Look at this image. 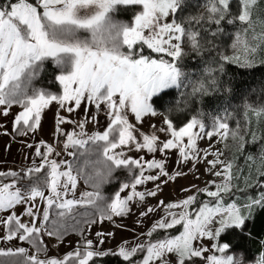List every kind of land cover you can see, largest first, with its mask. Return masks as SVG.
Returning a JSON list of instances; mask_svg holds the SVG:
<instances>
[{"label": "snow or ice", "instance_id": "obj_1", "mask_svg": "<svg viewBox=\"0 0 264 264\" xmlns=\"http://www.w3.org/2000/svg\"><path fill=\"white\" fill-rule=\"evenodd\" d=\"M208 3V14L202 19L220 24L230 14V0H208ZM258 3L259 0H242L235 20L250 25V5ZM118 5H142V11L135 15L134 23H124L111 15ZM179 5L180 0H15L0 3V106H3L0 115L7 116L13 106H21L22 110L14 116V126L21 135L26 134L24 129L40 128L42 113L53 102L66 107L69 113L90 102L97 110L103 108L108 118L106 127L92 134L83 131L87 120L76 125L81 129L78 133L75 129L69 132L60 128L64 123L76 122L58 119L57 131L65 137L64 148H83L90 142H103L99 149L103 159H85L75 175L68 161L50 158L59 155L51 145L46 151L36 146L35 154L41 162L27 170L32 174L47 168L43 186L20 187L16 179L20 173L0 171V178H12L7 182L0 179V244L23 241L31 246L0 247V257L14 258L0 261V264H93L95 257L108 255V252L96 250V245L103 240L87 238L77 241L76 247L62 256H49L44 237H55L63 243L60 238L67 232V220L78 224L77 217L90 215L78 209L91 207L99 213L98 220H84V223L111 221L114 216L129 213L130 202L135 198L144 202L146 197H156L157 190L162 191L161 183L166 185L184 175L165 170L163 159L133 158L119 151L130 145L137 151L146 149L148 153L176 150L178 161L183 164L195 157L197 163L203 161L207 165L209 175L219 179L207 181L204 187L192 185L182 189L186 193L195 191L179 201L158 200L155 206H146L140 216L162 214L141 233L145 237L143 242L137 238L134 244L124 242L119 247L118 254L126 264H195L196 259L203 260L204 264H244L243 258L237 260L228 254L230 242L208 247L199 243L203 238L216 240L228 229L242 230L254 209H264V191L255 197L247 196L242 202L228 203L224 197L232 193L235 187L232 181L237 178L233 161L222 159L224 153L211 143L206 150L198 147L202 139L210 142L217 136L219 142L229 137L237 139V132H230L229 123L221 120H216L209 128L193 116L177 129L174 121L166 118L159 132L170 134L171 138L161 141L156 134L139 131L129 119L131 115L142 124L146 115H156L152 101L165 90L179 85L182 72L177 61L186 55L185 43L193 52L203 48L199 31H187L175 20L163 22V18L175 13ZM258 39L264 46V34ZM141 44L161 56L152 58L145 56L142 50L137 52L136 46ZM232 48L239 50L240 55L223 54L222 61L251 66L255 46L250 47L237 36ZM164 55L171 60L164 59ZM47 60L60 71L56 79L63 86L62 95L29 87ZM150 127L155 129V126ZM238 138L237 150L242 152L245 137L239 134ZM40 144L45 142L40 141ZM69 155L75 154L70 152ZM210 156L213 158L209 159ZM62 166L66 167L62 169ZM132 166L138 174L106 196L103 188L110 183L114 172L131 171ZM146 170H156L158 174L146 175ZM259 175L264 176V171ZM81 176L83 183L91 186V191H79ZM150 182L154 184L153 190H137L138 186ZM251 185V179L245 181L246 188ZM198 193L210 199L200 200ZM37 198L44 202L43 206L38 205ZM19 207L24 208L22 213L16 211ZM53 209L56 210L55 218H51ZM177 226L182 228L178 235L168 234V230ZM72 230L76 231V227ZM162 230L163 236L160 235ZM85 231L87 229H81V235ZM96 236L100 237L101 233L97 232ZM212 249L216 252L206 255ZM254 264H264V253Z\"/></svg>", "mask_w": 264, "mask_h": 264}, {"label": "rangeland", "instance_id": "obj_2", "mask_svg": "<svg viewBox=\"0 0 264 264\" xmlns=\"http://www.w3.org/2000/svg\"><path fill=\"white\" fill-rule=\"evenodd\" d=\"M232 0H230L231 2ZM119 6V5H118ZM117 6V7H118ZM129 6V5H127ZM134 6V5H131ZM137 6V14L138 15L142 11V5H136ZM117 7L114 12L111 13L114 19L132 24L135 20V15L130 17L131 12L134 11V8H130L125 11V15L121 14L119 15L117 13ZM210 7V5H207L201 12L207 13V9ZM242 8V0H236V2L233 5V8L231 9L234 12V15L236 17L237 14L241 11ZM251 8V16H252V23L250 25H245L243 22H239V25L241 28L238 30V32L235 35L234 43L237 40V36L240 37L242 41H247L249 46H255L256 51L255 53L251 54L252 58L250 60V65H254L255 63H262V58L264 56V46H262L261 41L258 39L262 34H264V0H259V3L255 6L250 5ZM175 20V13H170L169 17L163 18V22H171ZM176 21V20H175ZM177 22V21H176ZM178 23V22H177ZM233 43V44H234ZM140 50L143 51V54L145 56H150L152 58H159L156 56L149 55L146 50L148 49L145 45H138L136 46V51L139 52ZM151 51V50H150ZM227 55H240L239 50L234 51L233 48L231 52ZM167 56L164 55L163 58L170 60L166 58ZM243 60V57L241 58ZM239 64V63H237ZM241 64V63H240ZM179 67V66H178ZM181 70V69H180ZM182 72V71H181ZM60 74V73H59ZM182 82V75L180 77L179 85L173 86V87H180ZM172 87V88H173ZM32 89V88H30ZM45 91H49L52 94L56 95H62L63 93V86L60 84L58 90H55L50 87H43L38 88ZM251 105L246 107V110H251ZM3 106H0L2 108ZM253 110H255L251 115H249V112H246L248 114V119L246 120L245 117H238L233 112L227 113L223 112L222 114H216V115H209L205 120L203 118H198L201 121H204L206 125L211 128V126L214 124L216 120H221L223 122H227L230 125V132L236 131L237 132V139H229L225 142H219L220 137H214L213 140L210 142L207 139H202L198 141V147L201 150H206L208 145L211 143L213 147L218 149L220 152L224 153L222 159H224L226 162L229 160H232L234 163V174L236 171L242 169L247 171V168L249 171H247V175L245 176L244 182L241 181V186H237L238 178L241 176H244V174L239 173L235 174L237 177L232 181V183L235 185L233 188V191L230 195H227L224 197V199L228 203H232L234 201H237L238 194L236 193V190H246L249 191L248 188H257V190L252 191V193L248 196L255 197L257 196L261 191H264V176L259 175L260 171H264V154L263 155H255L256 153L253 152L250 154H247V152H244L246 144H253L256 142H260L261 138H264V134H261V130L264 131V117L260 114L264 112L263 108L261 106H255L252 107ZM22 110L21 106H13L10 110L9 115L4 116L0 115V171H16L17 173H20V176H18L16 179L18 180V186L20 187H29L33 184L43 186V179L47 178V168L45 170H42L39 173H32L28 174L27 170L29 168L37 166L41 162V158L37 156L36 153V146H39L42 148L43 151H46V148L48 145H51L56 152L59 153V155L51 156V159L56 160H65L68 161L73 166V174H77L79 166L82 165L83 161L85 159L90 160H99L103 159L102 152L99 151L100 145L103 142L98 143H89L86 144L83 148L76 146V147H68L64 148L63 144L65 143V137L60 134L59 131H57V122L58 119L61 118H67L71 121H74L76 123H64L60 125V128H62L65 131L71 132L73 129H75L76 132H81V129L78 128L76 125L79 122L87 120V123L85 125V128L83 129L84 132L88 134H92L96 131H102L107 123L108 118L106 117L105 111L103 108L97 110L90 102L82 104L79 109H76L74 112L69 113L66 110V107L62 108L58 102H53L47 109L44 110L42 113V121L41 126L38 129L35 130H27L25 135H21L19 131H17V127L14 126V116ZM156 115H146L143 118V123L136 122L133 117L130 115L129 119L130 122L136 125L137 129L139 131H142L144 133H151L156 134L160 137L161 141L171 138L170 134L159 132V128L164 127L163 121L167 118V116L163 113L156 112ZM93 117H96V122H93ZM231 121L233 123H231ZM151 126H155V129H153ZM253 126V127H252ZM262 127L263 129L259 128ZM259 128V130H257ZM178 129V128H177ZM261 129V130H260ZM239 134L243 135L245 137V143L241 151L237 150V145L240 143L239 141ZM253 136L255 137V140H253ZM84 139L87 138V136L83 137ZM263 140V139H262ZM40 141H44L45 144L41 145ZM29 145H33V147H29ZM119 151H123L126 156H131L133 158L138 157H144L145 160L155 158L157 160L163 159L166 164V169L171 174H175L176 172L184 173V175L179 176L174 181H169L166 185L161 183V189L157 190L158 195L156 197H146V200L144 202H140L138 198H135L132 202H130V212L120 216V217H113L111 221L104 220L103 222H97L95 224H89L84 223V220L92 221V220H98L99 219V213L92 209L91 207L87 209H78V211H88L90 213L87 217H77V221H80L78 224H76L71 219L67 220V232L60 238L63 240V243L60 242L59 239L52 237L49 238L47 236L44 237L47 247H46V253L49 256H62L64 253L73 250L74 247L77 245V241H83L84 239L91 238L94 241L100 239L104 242L102 244L96 245V250H102L108 253H119V247L124 244V242H128L130 244H134L139 238L141 242L145 240V237L141 236V233L146 232L150 225L153 223V221L157 220L161 216V212H156L148 217H142L140 216V212L144 211L146 206H155L157 204L158 200H164V201H179L181 199H184L187 195L193 194L195 191L192 189L189 192H184L182 189L190 188L192 185H196L198 187H204L206 182L213 179H219L216 177H213L209 175L206 172L207 165L201 161L200 163L196 162L195 157L193 160L188 164H183L178 161V153L176 150H168L164 153H148L147 150L137 151L134 146H128V147H122L119 149ZM74 153L75 155H69V153ZM264 152V141L262 146V151L260 153ZM243 155L244 158H249L245 165L243 163H237V160H239L240 156ZM248 155V157H247ZM213 157H209V159H212ZM256 158V159H253ZM66 166H62V169ZM146 167V166H145ZM87 170V169H86ZM138 174V171L135 166H132L131 171H125V170H117L113 174V178L111 179L110 183L108 185H105L103 188V192L106 196H110L115 191L119 189V186L124 182H129L133 175ZM145 174H158L156 170H146ZM254 174L255 177L252 175ZM3 179L5 182L11 180L10 177H3L0 178ZM251 179L252 185L251 187L243 188V185L245 184V181ZM259 183H256V182ZM79 191H91V186L86 185L83 183V177H80V183L78 184ZM154 184L153 183H147L143 186H138V191H146V190H153ZM128 194H131L129 191ZM199 199L207 202L210 198L206 196L204 193H198ZM71 197V194H69V198ZM37 202L39 206H43L44 202L40 201L39 198H37ZM17 212H23L24 208L19 207L16 209ZM55 209L52 210L51 218H55ZM178 211V210H177ZM247 215V213H245ZM139 221V222H138ZM76 227V231L72 230V227ZM218 226V225H214ZM81 229H87L81 235L80 230ZM176 231L173 232V229L168 230V234L170 235H178L179 232L182 230L181 226H177L174 228ZM101 233L100 237L96 236V233ZM223 234V233H222ZM221 234V235H222ZM160 235H165L164 231L162 230L160 232ZM199 243H202L205 247H208L210 244H222L224 242H220L219 238L216 240H209L208 238H203ZM9 246H24L31 248L30 245H27L26 242H19L18 244L10 243V242H4L3 244H0V247H9ZM216 250L212 249L206 255L211 256L213 253H215ZM218 255H224L223 253H216ZM229 255H233L234 259H241L243 258L244 264H254L255 260L260 255H254L251 258H247L244 253L241 251L232 249L228 252ZM14 258L11 257H0V261H7ZM195 264H204V261L201 259H196Z\"/></svg>", "mask_w": 264, "mask_h": 264}, {"label": "trees", "instance_id": "obj_3", "mask_svg": "<svg viewBox=\"0 0 264 264\" xmlns=\"http://www.w3.org/2000/svg\"><path fill=\"white\" fill-rule=\"evenodd\" d=\"M7 2H15V0H0V3ZM235 2L236 0L230 2V14L220 24H215L211 20L201 18L207 15L201 12L209 5L208 0H180V5L175 12V20L187 31H199L203 48L193 52L190 45L184 44L186 55L177 61L182 71L181 86L165 90L152 101L155 111L172 119L176 128L183 126L193 116L205 120L209 115L233 112L236 116H243L247 120L248 114L251 115L255 111L252 107L261 106L264 110V56L262 63H255L251 66H241L240 63L220 59L223 54L231 52L235 35L241 28L231 10ZM130 8H134L130 17L137 14L136 5H119L117 13L125 15V11ZM230 19L233 23H228ZM213 32L216 33L215 36L212 35ZM146 52L151 56H161L150 50ZM59 73L57 66L51 60H47L29 87L43 88L45 86L58 90L60 83L56 76ZM249 105H251V110H246ZM246 112L249 113L246 114ZM260 115L264 117V112ZM262 127L259 128L263 129ZM260 133L264 134V131L261 130ZM263 141L264 138H261L260 142L246 144L244 152L250 156L253 152L256 153L255 155H263L264 152L260 153ZM248 159L241 155L237 163H243V165L247 161L251 163L252 161ZM241 170L235 172L238 175L239 173L244 174L238 178L237 186L239 187L240 182H244L249 169ZM252 175L255 177L254 174ZM243 188H246L245 184ZM248 189L249 191L236 190L237 201L242 202L252 191L257 190V188ZM174 231L176 230L173 229ZM219 241L230 242L232 249L241 251L247 258L264 253V246H262L264 245V209H254L251 218L247 220L242 230L228 229L219 237ZM93 264H126V262L118 253H109L95 257Z\"/></svg>", "mask_w": 264, "mask_h": 264}]
</instances>
